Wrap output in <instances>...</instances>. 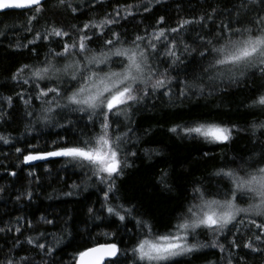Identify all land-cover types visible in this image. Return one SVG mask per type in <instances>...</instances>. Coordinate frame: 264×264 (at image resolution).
<instances>
[{
    "label": "snow or ice",
    "instance_id": "snow-or-ice-1",
    "mask_svg": "<svg viewBox=\"0 0 264 264\" xmlns=\"http://www.w3.org/2000/svg\"><path fill=\"white\" fill-rule=\"evenodd\" d=\"M153 3L160 0L118 4L98 19L93 17L82 26L72 24L67 29L45 21L41 32L36 26L44 18L49 0H0V14L16 12L23 17L24 30L34 33L27 45L17 44L32 45L34 62L20 65L8 78L13 82V94L0 93V121L8 122L6 117L12 115L9 110L17 102L23 105V116L29 119L25 136L35 133L32 139L36 143L25 138L15 153L19 164L29 166V177L36 178L37 162L60 164L62 170L71 167L85 177L80 183L66 185L69 190L63 192L65 197L77 195L82 186L84 190L94 186L103 193L97 201L100 207L87 209L88 217L99 222L95 227L115 225L116 231L93 236L90 230H83L82 245L74 248L67 264H191L185 258H198L196 254H206L204 249L217 248L229 255L209 264H247V253L240 256L234 250L264 254V141L257 138L260 149L248 159L240 157L237 161L233 157L228 161L237 167L226 164L213 171L206 177L208 183L192 180L181 211L163 231L145 219L137 206L121 201L116 181L132 167L129 159L137 155L128 150L135 146L129 116L149 98L175 96L183 105L193 97L209 99L243 87L249 92L246 108L264 115V0H231L230 8L212 7L198 19L181 18L175 27H165L166 18L160 16L154 25L145 26L142 34L118 30L121 21H135L141 6L145 13L151 12ZM83 6L84 0H56L53 5L73 16L83 15ZM93 6L94 0H88V7ZM193 25L201 32L189 44L182 34ZM38 41L55 45L48 48L43 60L39 58ZM164 64L167 67L162 69ZM181 67L185 69L183 78L171 74ZM17 84L20 91H15ZM37 101L39 108L35 107ZM54 128L63 129L65 134L53 136ZM251 128L255 135L257 130H264V121L253 122ZM234 130L235 126H225L223 120L211 115L195 116L168 128L181 139L217 146L230 142ZM0 142L9 145L12 138L0 135ZM50 171L45 168V172ZM168 175L163 172L159 183L171 191ZM33 194L29 185L16 200L31 201ZM243 200L248 201L246 206L238 203ZM71 219L69 216L62 221L59 234L52 233L51 240L48 232H41L25 236L23 241L20 235L24 228H35L31 221L20 217L15 226L11 221H0V235L5 238V244L0 245V264H37V256L39 264H56L57 252L72 247L77 239L75 229L69 227ZM40 220L58 227L55 218L42 216ZM133 222V228H128ZM121 229L133 234L130 246L123 237L117 239ZM245 233L251 234L241 242ZM201 236L208 240L202 242ZM9 241L11 246L5 251ZM25 245L35 256L19 255L17 250H24Z\"/></svg>",
    "mask_w": 264,
    "mask_h": 264
},
{
    "label": "trees",
    "instance_id": "trees-1",
    "mask_svg": "<svg viewBox=\"0 0 264 264\" xmlns=\"http://www.w3.org/2000/svg\"><path fill=\"white\" fill-rule=\"evenodd\" d=\"M79 3V0H76ZM147 3L148 0H94V6L88 7V0H84L82 7L83 15L77 13L72 14L53 7L56 0H49L44 12V18L40 24L36 26L38 31L43 32L45 21L50 24L55 23L57 26L63 25L66 29L77 24L82 26L84 22L90 18H99L105 12H111L117 5L125 4H141ZM102 5L96 7L95 5ZM152 11L145 13L141 6L137 11L138 15L132 23L121 21L119 31L125 28L132 35L137 31L141 34L145 26L154 25L160 16L166 18L165 27H175L181 18L198 19L205 11L210 12L212 7L227 9L231 7V0H220L217 4L215 0H160L159 4L150 5ZM123 14V13H122ZM23 17L16 12H10L8 15L0 14V93L5 96L12 95L13 82L8 78L16 71L20 65L25 63H33L34 57L30 51L32 45L28 47H17V44L27 45L29 40L33 39L34 33L29 34L21 25ZM139 23L137 26V22ZM219 22V20L217 21ZM151 29H149L150 31ZM201 29L197 25L183 33V37L189 44ZM40 53V60H43L45 53L49 47H55L54 44L37 42ZM59 50V49H57ZM63 63V61H61ZM167 64L161 65L166 68ZM192 65H189L190 72ZM172 75H179L181 78L185 75V69L181 67L179 72H172ZM25 88L28 86L25 85ZM15 91H20L17 84ZM249 92L241 88H231L227 93L217 94L209 99H197L193 97L191 100H185L183 105L180 104L176 97L171 99L164 96H156L149 98L144 105L139 106L131 112L129 119L131 121L128 127L132 129L131 140L135 146L129 147V151H135L137 155L129 159L132 167L124 170V173L116 181L119 191L117 196L121 201L128 202L126 206L135 205L138 211L144 215L145 219L151 220L155 226L163 231L170 223L174 222V217L181 211V204L185 201L192 187L191 181L194 179L204 180L208 183V177L216 169L227 164L228 167L235 168L237 164H229L233 157L239 161L240 157L248 159L253 151L260 149L257 138L264 141V130H257L253 135L251 125L253 122L259 123L264 121V115L246 108L250 103L247 99ZM35 107L39 108V102L35 103ZM12 115L6 117L7 123L0 121V135L12 138V144L5 145L0 142V221L7 224L9 221L15 226L17 218L23 217L29 220L35 226L34 230L24 228L23 235L20 239L23 241L25 236H36L41 232L49 233V240L52 239L51 234H59V227L62 221H69V227L75 229L77 239L72 247L58 251L55 257L56 264H67L69 255L74 248L82 245L80 236L85 235L83 230H90L95 236L98 232L116 231V226L105 228L103 225L97 228L95 224L98 221L89 219L87 209L89 207H100L97 202L98 197H102L103 193L98 192L96 187H89L84 190L83 186L77 190L78 194L72 197H65L63 192L69 189L66 185L80 183L85 179L84 174L79 170L68 168L62 170L60 164H44L37 162L39 168L36 170V178L33 179L27 175L29 166L19 164L15 147L23 146V139H28L32 143H36L31 135L25 136L26 125L29 119L23 116L24 107L17 102L13 109L9 110ZM211 115L217 120H223L225 126H235L233 131V139L225 145H206L202 142L193 141L191 139H181L177 135L168 132V128L195 116ZM123 120V118H121ZM63 122V121H61ZM82 128L83 125L81 124ZM45 132L48 129H44ZM53 136L59 132L64 135V130L54 128L51 130ZM121 131H127V128H121ZM17 139L20 143H16ZM14 145V146H13ZM148 152V155L145 152ZM208 152L209 156L204 157L203 153ZM22 160V157H20ZM19 164V166H17ZM45 168L51 169L50 173L45 172ZM16 172V176L9 173ZM163 172H167L168 182L171 191L164 190L159 183ZM30 185L33 191L32 200L22 199L16 200V196ZM241 206H246L248 201H239ZM46 216L48 219L55 218L57 220V228L45 225L40 218ZM133 223L128 224V228H133ZM2 226V225H0ZM235 231V229H233ZM243 231V230H242ZM251 233H245L241 239L246 240ZM19 235V234H14ZM123 237L126 244L130 246V238L132 233L125 234L123 229L118 233L117 239ZM232 237L229 236L230 240ZM200 240L206 241V236H201ZM210 242V241H209ZM224 242V241H221ZM5 244V238L0 235V245ZM11 246L9 241L7 248ZM19 255H33L34 252L29 251V246L25 245L24 250ZM240 256L247 253V264H264V254L248 253L247 250H234ZM203 253L196 254L198 258L189 259L191 264H209L210 261H216L221 256L227 258L229 255L226 250L221 253L219 249H204ZM39 264V257H36ZM223 264V261L221 262Z\"/></svg>",
    "mask_w": 264,
    "mask_h": 264
}]
</instances>
